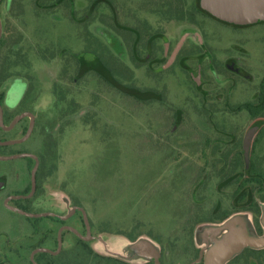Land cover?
I'll return each instance as SVG.
<instances>
[{
  "label": "rangeland",
  "instance_id": "1",
  "mask_svg": "<svg viewBox=\"0 0 264 264\" xmlns=\"http://www.w3.org/2000/svg\"><path fill=\"white\" fill-rule=\"evenodd\" d=\"M205 5L0 0L1 98L13 104L8 89L26 87L59 210L71 198L94 244L128 262L142 258L116 233L151 244L160 264H192L202 244L224 241L218 223L264 199V44L239 49ZM101 15L134 28L131 54ZM96 70L158 98L130 100ZM89 246L73 239L71 264H119ZM224 264H264V247L239 248Z\"/></svg>",
  "mask_w": 264,
  "mask_h": 264
},
{
  "label": "flooded vegetation",
  "instance_id": "2",
  "mask_svg": "<svg viewBox=\"0 0 264 264\" xmlns=\"http://www.w3.org/2000/svg\"><path fill=\"white\" fill-rule=\"evenodd\" d=\"M224 29L233 40H239V49L253 51L261 43L264 44V20L244 25L227 23ZM229 66L235 74L246 76L240 73L243 69L237 63ZM18 90L14 92L10 87L6 93L7 99L11 96L16 98L12 100L13 104L9 100L3 101L0 95V142L6 143L0 144V264H71L73 239L91 245L97 235L91 234L88 220L91 239H84L86 228L81 212L70 214L74 207L81 206L71 205V198L66 210H59L61 207L50 182L54 169L51 164H46V155L42 154L39 108L34 99L29 104L26 87L19 96ZM262 90L264 96V84ZM256 129L257 126H254L249 134ZM56 216L65 218L58 219ZM74 217L79 218L83 234L74 226ZM253 228L257 236L264 234L260 225V229L256 230L253 223ZM204 257V250L199 247L197 258L192 261L204 264ZM112 259L108 261L127 264ZM149 263L154 264L151 260Z\"/></svg>",
  "mask_w": 264,
  "mask_h": 264
},
{
  "label": "water",
  "instance_id": "3",
  "mask_svg": "<svg viewBox=\"0 0 264 264\" xmlns=\"http://www.w3.org/2000/svg\"><path fill=\"white\" fill-rule=\"evenodd\" d=\"M207 11L216 16L220 20L227 23H233L237 25H244L256 22L257 20H264V0H206L205 5ZM1 35V24H0ZM18 118V117H17ZM0 127L1 118H0ZM0 144H6L0 142ZM76 211H80L86 228V241L91 239L90 226L88 223L86 212L81 207H74L70 214ZM58 219H64L65 217L56 216ZM72 231L75 232L74 229ZM78 235V234H77ZM242 247H264L263 241H243L236 242L225 246L221 252H219L217 259L210 261V264H221L239 248ZM142 251L154 264H160V258L158 253L152 246H142Z\"/></svg>",
  "mask_w": 264,
  "mask_h": 264
},
{
  "label": "crops",
  "instance_id": "4",
  "mask_svg": "<svg viewBox=\"0 0 264 264\" xmlns=\"http://www.w3.org/2000/svg\"><path fill=\"white\" fill-rule=\"evenodd\" d=\"M258 220H259L260 228L264 232V201L259 204ZM212 224H215V223H212ZM218 224L220 225L222 232H227V233H225L222 236L224 241L220 243L218 246L214 247L213 249H211L208 244H202L201 247L203 248L204 253H205L204 264H210L211 263L210 261H212L213 259H217L218 255L216 254H219V252H221L222 249L225 246H228L229 244L236 243V242H243V241H263L264 242V234L261 236H257L254 233L252 213L248 211L233 213L231 214V217L229 216V218L222 220ZM216 226L217 225L215 224V227ZM192 234L193 233H191V237H192ZM114 235L116 236V234ZM118 236H121L125 238V240L128 241L129 247L134 248V253L138 254V256L142 258L141 262L139 263L128 262L127 260H125L124 257L114 252H111L109 250H103L102 248L99 247V244H94L93 241L90 245L91 250L99 256L112 257L122 262H125L127 264L149 263L150 259L143 254L142 246H145V245L151 246V244L146 243L144 241H137V240L130 241L125 236H122V235H118ZM95 240L98 241V238H96ZM144 259H146L145 262L143 261ZM224 262L222 261L221 264H224Z\"/></svg>",
  "mask_w": 264,
  "mask_h": 264
},
{
  "label": "trees",
  "instance_id": "5",
  "mask_svg": "<svg viewBox=\"0 0 264 264\" xmlns=\"http://www.w3.org/2000/svg\"><path fill=\"white\" fill-rule=\"evenodd\" d=\"M103 3H105L103 1ZM98 7V3L96 4V8ZM97 10V9H96ZM96 10L94 12H96ZM100 23H102L104 26L112 30L114 33L119 35L124 44L126 45L127 50L131 54L134 49V43H135V30L132 27L121 25L114 17H107V16H100ZM95 76L97 78L102 79L108 86L111 88L117 90L123 96L127 97L130 100H134L139 103H149L154 100H157L158 94L157 92L151 90V89H140L137 87L129 86L121 84L120 82L116 81L110 74L105 73L104 71L96 70ZM264 200V199H263ZM249 209H245V211H249L253 215V223L256 230H259V221H258V215H259V206L258 204L252 205L250 204ZM116 235H122L120 233H116ZM123 236V235H122ZM127 239L131 240L129 237L125 236ZM88 254H94L91 248L88 247L86 250ZM97 257H100L104 260H113L112 258L108 257H101L99 255H96Z\"/></svg>",
  "mask_w": 264,
  "mask_h": 264
}]
</instances>
